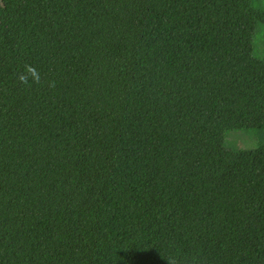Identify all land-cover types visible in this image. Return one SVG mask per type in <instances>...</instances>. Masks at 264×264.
<instances>
[{
    "label": "trees",
    "instance_id": "16d2710c",
    "mask_svg": "<svg viewBox=\"0 0 264 264\" xmlns=\"http://www.w3.org/2000/svg\"><path fill=\"white\" fill-rule=\"evenodd\" d=\"M260 26L264 0H0V264H264Z\"/></svg>",
    "mask_w": 264,
    "mask_h": 264
},
{
    "label": "rangeland",
    "instance_id": "374dc122",
    "mask_svg": "<svg viewBox=\"0 0 264 264\" xmlns=\"http://www.w3.org/2000/svg\"><path fill=\"white\" fill-rule=\"evenodd\" d=\"M261 44L264 47V27L260 26L255 35V52L262 54V57H264V50L260 49ZM233 134L234 133H230L227 137V145L229 148L242 150L251 149L254 147V139L251 135L246 136L243 134L242 137H238L237 140H230V142L229 139H232ZM252 177L257 204L264 205V154L260 155L255 160L252 170Z\"/></svg>",
    "mask_w": 264,
    "mask_h": 264
},
{
    "label": "clouds",
    "instance_id": "9594fccd",
    "mask_svg": "<svg viewBox=\"0 0 264 264\" xmlns=\"http://www.w3.org/2000/svg\"><path fill=\"white\" fill-rule=\"evenodd\" d=\"M18 79L22 84L26 85L30 81L36 84L41 82L39 73L32 65H25V71L18 76ZM48 86L55 87V81L48 82Z\"/></svg>",
    "mask_w": 264,
    "mask_h": 264
}]
</instances>
